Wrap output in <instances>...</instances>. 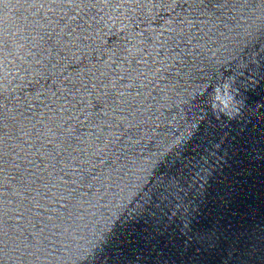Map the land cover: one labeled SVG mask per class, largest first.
I'll list each match as a JSON object with an SVG mask.
<instances>
[{"label": "water", "instance_id": "water-1", "mask_svg": "<svg viewBox=\"0 0 264 264\" xmlns=\"http://www.w3.org/2000/svg\"><path fill=\"white\" fill-rule=\"evenodd\" d=\"M84 12L0 4V264H264V0Z\"/></svg>", "mask_w": 264, "mask_h": 264}, {"label": "snow or ice", "instance_id": "snow-or-ice-1", "mask_svg": "<svg viewBox=\"0 0 264 264\" xmlns=\"http://www.w3.org/2000/svg\"><path fill=\"white\" fill-rule=\"evenodd\" d=\"M8 2L9 0H0V4L4 5H6ZM47 2L50 5H55L59 7L69 5L72 6L74 9H80V11L84 13V15H87L88 13L84 12L85 9L91 11V9L96 7L97 3L102 2L104 4H108L110 3V0H47ZM123 2L128 4L129 6L136 5L137 7H143V0H123ZM226 2L227 0H225V3ZM15 3L17 5H20L21 7H23L24 5L34 7L36 0H15ZM173 3H175V0H173ZM210 3L211 0H208V3H206L205 0H192V6L197 7L203 6L207 8ZM44 6V3L40 4L41 8H43ZM212 6L222 8L225 5L215 4ZM66 19L71 20V22L73 24H76L77 27H82L84 24H87V21L83 20V16H81L80 22H78L76 15H73L71 17L61 16L60 20L57 21V23L65 22ZM48 23H52V21H48ZM99 87L106 88L107 86L101 84ZM102 95L106 97L108 93L103 92ZM120 95L121 98H123V94L121 93ZM97 99L99 100L100 97H97ZM4 135L7 136L8 133H4ZM0 143H2V140H0ZM2 159L3 157L0 156V160ZM29 163H31V161H29ZM165 164H168V161L166 159L161 158V171L164 170L163 165ZM206 174V166L199 160H197V157L195 155L188 159L187 163L181 160L179 165H169V170L166 172V174L162 178L158 177V183L155 185V191L151 192V197H154L155 199H152L151 202L155 204L157 201H159L162 207L166 206L169 210L175 209L176 212L182 213L184 211H187L186 203L191 202V196L189 195V193L193 191H199L195 187V184L197 181L202 182ZM38 179L41 183H43L42 177H38ZM142 183H148L147 179L142 178ZM44 187H47V185L44 184ZM73 191H75V189L69 191V196H71ZM148 202L149 200L145 199V203ZM137 211L139 212L140 209H138ZM71 217L72 213L69 212V218ZM185 219H187V217H185ZM2 223L3 221L2 219H0V224ZM0 230H2V228H0ZM101 238L103 239V237Z\"/></svg>", "mask_w": 264, "mask_h": 264}]
</instances>
